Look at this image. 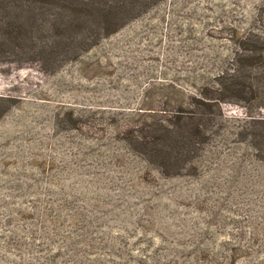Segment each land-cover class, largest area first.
Segmentation results:
<instances>
[{
	"label": "rangeland",
	"instance_id": "rangeland-1",
	"mask_svg": "<svg viewBox=\"0 0 264 264\" xmlns=\"http://www.w3.org/2000/svg\"><path fill=\"white\" fill-rule=\"evenodd\" d=\"M94 1L45 34L55 68L0 62V264H264V170L239 159L232 128L197 176L137 150L148 119L190 108L243 36L264 33V0ZM106 10L116 30L76 48ZM221 104L229 122L264 115Z\"/></svg>",
	"mask_w": 264,
	"mask_h": 264
},
{
	"label": "trees",
	"instance_id": "trees-1",
	"mask_svg": "<svg viewBox=\"0 0 264 264\" xmlns=\"http://www.w3.org/2000/svg\"><path fill=\"white\" fill-rule=\"evenodd\" d=\"M94 2L79 0L78 13L75 0H0V62L20 65L38 63L45 72L55 68L63 58L59 55L44 56L49 48L45 34L53 28L69 25L78 16L79 20L85 18L88 5H92V9H99ZM145 2L143 0V4ZM124 6L122 4L116 8ZM69 10L71 14L67 18L66 12ZM107 11L103 14L100 11L98 17L94 16L96 28L79 39V47L76 48L86 51L116 30V25L111 26L112 18ZM36 32L44 33L41 35L44 39L34 36ZM55 35L60 36V32ZM56 41L60 43L61 39L57 38ZM77 53L73 50L65 58H75ZM198 93L192 97L190 108L179 107L164 117L148 119L149 129L143 131L142 141L137 148L144 156L143 161L168 175L180 174L185 166H190V174L197 176L203 173L204 168L199 165L205 154L213 160L217 157L215 142L221 143L217 141L221 138V127H230L231 131H225V134L235 137L243 147L244 157L239 159L247 157L264 170V115L247 111L233 123L225 119L220 111L221 103L231 101H258L264 104V33L243 36L232 60L203 84ZM0 101L5 102L2 97ZM4 111L2 109L0 115ZM221 139L225 140L223 136ZM239 159H235L234 168L231 169L236 170L241 161Z\"/></svg>",
	"mask_w": 264,
	"mask_h": 264
}]
</instances>
